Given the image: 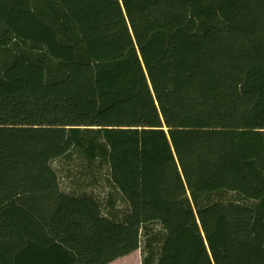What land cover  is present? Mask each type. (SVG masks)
Wrapping results in <instances>:
<instances>
[{
  "label": "trees",
  "instance_id": "obj_1",
  "mask_svg": "<svg viewBox=\"0 0 264 264\" xmlns=\"http://www.w3.org/2000/svg\"><path fill=\"white\" fill-rule=\"evenodd\" d=\"M138 249L264 264V0H0V264Z\"/></svg>",
  "mask_w": 264,
  "mask_h": 264
},
{
  "label": "rangeland",
  "instance_id": "obj_2",
  "mask_svg": "<svg viewBox=\"0 0 264 264\" xmlns=\"http://www.w3.org/2000/svg\"><path fill=\"white\" fill-rule=\"evenodd\" d=\"M55 167L58 168L60 171L59 177L62 187L65 190H69L71 188V182L73 181V173L71 169H73L74 172H76L77 170H79V166L78 165L76 166L74 163L71 164L63 160H58V162H55ZM92 187L94 188L95 192L97 191L99 192V190L102 191L104 190V186L100 187L99 189L95 188L94 186ZM107 187L108 184L105 183V188ZM142 256H143L142 250L138 249L129 255L116 259L115 261L109 264H142Z\"/></svg>",
  "mask_w": 264,
  "mask_h": 264
}]
</instances>
